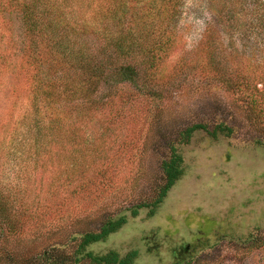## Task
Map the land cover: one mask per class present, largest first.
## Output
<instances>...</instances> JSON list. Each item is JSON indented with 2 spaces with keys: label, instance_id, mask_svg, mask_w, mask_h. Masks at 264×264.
I'll return each instance as SVG.
<instances>
[{
  "label": "rangeland",
  "instance_id": "374dc122",
  "mask_svg": "<svg viewBox=\"0 0 264 264\" xmlns=\"http://www.w3.org/2000/svg\"><path fill=\"white\" fill-rule=\"evenodd\" d=\"M137 7L129 3L130 9ZM16 17L0 13L9 23L0 42V179L25 184L31 205L24 232L6 235L0 256L10 252L25 257L54 243H70L75 233L96 230L106 218L126 214V223L89 248L113 249L120 255L135 251V264H171L174 255L198 264H264V247L252 245L264 236V112L256 113L264 111V31L253 27L237 32V48L229 47L214 16L187 0L173 50L159 68L162 82L173 78L155 84L160 95L151 100L134 97L133 88L124 84L112 107L93 111L82 123L81 134L98 151L95 166L103 174L91 176V192L72 197L57 187L65 183L59 167L54 171L59 178L51 179L58 161L41 168L13 150L20 137L14 140L15 133L24 135L16 98L28 102ZM67 17L68 28L76 25L80 32L86 20ZM208 23L217 28L224 65L248 77L246 83L238 82L235 92L201 68L207 57L198 48ZM82 41L95 51L101 43L95 34ZM108 88L103 85L99 92ZM74 104L57 108L64 128L77 117ZM49 112L45 114L53 117ZM196 122L207 124L208 131L223 123L232 132L211 136L200 130L180 143L184 127ZM172 146L182 156L183 174L153 212L144 207L130 216L128 208L150 203L156 194L162 183L161 161ZM51 147L59 159L68 151L59 143Z\"/></svg>",
  "mask_w": 264,
  "mask_h": 264
},
{
  "label": "trees",
  "instance_id": "16d2710c",
  "mask_svg": "<svg viewBox=\"0 0 264 264\" xmlns=\"http://www.w3.org/2000/svg\"><path fill=\"white\" fill-rule=\"evenodd\" d=\"M132 1L135 7L138 5L135 10L134 7L129 8ZM190 1L214 16L220 33L230 40L229 47L237 48L234 39L237 32L250 31L253 27L264 31V0ZM186 2L0 0V13L16 14L19 22L21 74L28 86V102L16 98L19 102L18 113H23L17 122L19 130L23 128L21 131L24 135L14 132V140L20 137L13 150L24 153L26 158H31L41 168H45L47 162L58 161L51 170V179L59 178L54 174L55 167H59L65 183H55H58L57 187L68 190L72 197L91 192L94 187L91 176L103 172L95 166L98 151L81 134L82 123L93 111L112 107L116 96L124 91V84L133 88L130 95L134 97L151 100L160 95L161 91L155 88V84H163L173 78L162 82L164 77L160 75L159 68L163 58L173 50L175 37L179 33L177 23ZM67 16L86 20L80 32L76 25L74 29L68 28L71 23ZM8 24L0 18V42L4 39L5 29L8 30ZM216 29L211 23L204 27L198 49L206 54L207 59L201 68L208 72V78L225 84L228 90L235 92L239 87L238 82L246 83L248 77L240 76L224 65L225 59L219 54L222 43L217 42ZM89 34H95L101 40L97 51L82 41ZM74 35H77L76 38ZM1 59L4 56L0 54V63ZM6 65V62L2 64L3 69ZM103 85L109 88L102 93L99 90ZM73 102L77 117L64 128L62 118L56 115L59 113L57 108ZM48 112L54 113V116H47L45 113ZM263 112L260 110L256 113ZM200 130L211 136L229 135L232 132V128L223 123L214 125L213 130L208 131L207 124L196 122L184 127L180 143H187L192 134ZM58 143L61 148L68 147L60 159L58 154H52L51 149ZM160 168L162 183L156 194L150 203H139L128 208L130 216L137 215L139 209L144 207L153 212L183 174V159L176 146L170 148ZM30 205L25 184L20 186L11 179H0V241L6 235L24 232ZM126 220V214L108 217L96 230L72 235L70 243H54L30 256L21 257L8 252L0 258L4 264H135V251L120 255L113 249L98 252L89 248L105 240ZM252 245L264 247V236L254 239ZM171 264L198 263L174 255Z\"/></svg>",
  "mask_w": 264,
  "mask_h": 264
}]
</instances>
